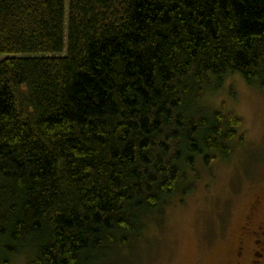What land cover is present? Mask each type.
<instances>
[{
	"label": "trees",
	"instance_id": "trees-1",
	"mask_svg": "<svg viewBox=\"0 0 264 264\" xmlns=\"http://www.w3.org/2000/svg\"><path fill=\"white\" fill-rule=\"evenodd\" d=\"M231 74L264 93V0H0V264L135 253L230 155L241 119L202 101Z\"/></svg>",
	"mask_w": 264,
	"mask_h": 264
},
{
	"label": "rangeland",
	"instance_id": "rangeland-1",
	"mask_svg": "<svg viewBox=\"0 0 264 264\" xmlns=\"http://www.w3.org/2000/svg\"><path fill=\"white\" fill-rule=\"evenodd\" d=\"M202 104L241 119L230 155L185 169L161 219L145 232L148 239L142 237L135 253L113 258L114 264H231L237 234L254 206L256 220H264V93L231 74ZM9 264H28L27 255Z\"/></svg>",
	"mask_w": 264,
	"mask_h": 264
},
{
	"label": "flooded vegetation",
	"instance_id": "flooded-vegetation-1",
	"mask_svg": "<svg viewBox=\"0 0 264 264\" xmlns=\"http://www.w3.org/2000/svg\"><path fill=\"white\" fill-rule=\"evenodd\" d=\"M257 203L259 204L261 201L258 200ZM255 209L256 206L247 216L245 226L242 227L239 233V238L237 234L231 264H262L264 256V220H256Z\"/></svg>",
	"mask_w": 264,
	"mask_h": 264
}]
</instances>
